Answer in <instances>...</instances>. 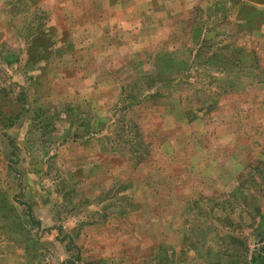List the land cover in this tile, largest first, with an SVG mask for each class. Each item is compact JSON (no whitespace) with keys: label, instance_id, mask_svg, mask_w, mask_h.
Listing matches in <instances>:
<instances>
[{"label":"rangeland","instance_id":"rangeland-1","mask_svg":"<svg viewBox=\"0 0 264 264\" xmlns=\"http://www.w3.org/2000/svg\"><path fill=\"white\" fill-rule=\"evenodd\" d=\"M0 264H264V0H0Z\"/></svg>","mask_w":264,"mask_h":264}]
</instances>
